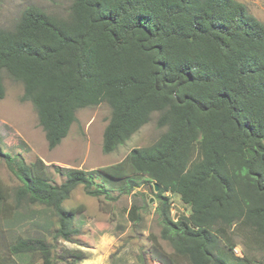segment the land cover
<instances>
[{
    "label": "trees",
    "instance_id": "trees-1",
    "mask_svg": "<svg viewBox=\"0 0 264 264\" xmlns=\"http://www.w3.org/2000/svg\"><path fill=\"white\" fill-rule=\"evenodd\" d=\"M23 87L49 150L67 136L79 109L106 103L110 117L101 149L113 152L157 113L164 129L150 145L131 149L93 170L54 167L41 159L0 158L19 180L13 208L51 211L53 241L75 243L83 205L63 203L84 194L115 200L148 184L157 205L164 253L149 235L161 264H246L233 253V236L248 250L264 249V24L236 0H71L66 17L25 8L13 28H0V71ZM4 88L0 79V100ZM157 185V192L154 186ZM109 189H116L112 197ZM175 195L188 208L175 220ZM9 190L0 179V217ZM132 203L128 221L141 220ZM52 226V224L50 223ZM22 264H78L79 249L59 254L39 238L5 244ZM37 260L35 262L34 260Z\"/></svg>",
    "mask_w": 264,
    "mask_h": 264
},
{
    "label": "rangeland",
    "instance_id": "rangeland-1",
    "mask_svg": "<svg viewBox=\"0 0 264 264\" xmlns=\"http://www.w3.org/2000/svg\"><path fill=\"white\" fill-rule=\"evenodd\" d=\"M236 1L244 4L248 13L264 24V0ZM70 4L71 0H0V28H13L21 12L28 6H36L50 15L64 18L69 13ZM0 79L4 88V97L0 100L2 151L21 158L27 164L41 159L57 184L64 178L54 172V167L93 170L116 163L131 149L153 143L164 130L156 126L158 114L153 113L149 121L128 141L113 152L104 154L101 149L102 134L110 117V108L102 102L94 107L77 110L76 119L67 136L57 147L49 150L32 104L21 101L22 84L10 78L4 70L0 71ZM0 179L10 195L5 206L8 212L0 217L1 253L5 244L18 237L41 238L52 245L54 254H59L62 247L81 250L85 259L78 264H161L152 258L154 250L151 252L149 235L156 237L164 253H173L169 243L159 238L160 225L155 213L157 202L148 184L135 189V198L131 195L117 196L116 189H109L110 196H117L115 200L87 196L83 187L78 186L63 206L66 209L84 206L83 212L75 218V225L80 228L81 234L76 237L75 243H55L52 231L57 223L50 210L27 204L18 209L13 208V192L20 182L8 169L3 158H0ZM168 196L172 217L176 219L180 215L189 214L188 208L177 196ZM145 200L147 206L138 212L141 220L136 224L129 222L127 211L130 205L134 203L135 206H142ZM232 241L235 244L233 253L238 257L244 256L246 264H264V249H246L239 236H233ZM6 257L7 264H22L8 254ZM34 261L37 262L36 259Z\"/></svg>",
    "mask_w": 264,
    "mask_h": 264
},
{
    "label": "water",
    "instance_id": "water-1",
    "mask_svg": "<svg viewBox=\"0 0 264 264\" xmlns=\"http://www.w3.org/2000/svg\"><path fill=\"white\" fill-rule=\"evenodd\" d=\"M158 188H157V185L154 186V192H157ZM152 198L150 199V202H152ZM175 219V218H174Z\"/></svg>",
    "mask_w": 264,
    "mask_h": 264
}]
</instances>
